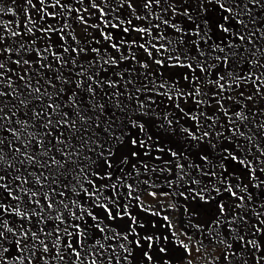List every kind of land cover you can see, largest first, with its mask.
Segmentation results:
<instances>
[{"label":"snow or ice","instance_id":"6c2138e0","mask_svg":"<svg viewBox=\"0 0 264 264\" xmlns=\"http://www.w3.org/2000/svg\"><path fill=\"white\" fill-rule=\"evenodd\" d=\"M150 173L212 205L210 264H264V0H0V264H172Z\"/></svg>","mask_w":264,"mask_h":264},{"label":"rangeland","instance_id":"374dc122","mask_svg":"<svg viewBox=\"0 0 264 264\" xmlns=\"http://www.w3.org/2000/svg\"><path fill=\"white\" fill-rule=\"evenodd\" d=\"M5 19L7 20V17ZM73 27L78 38H87V34L83 31V26L73 25ZM89 32L93 36L94 31L89 29ZM53 40H56V37ZM168 72L166 73V77L173 73H178L179 70L171 69ZM175 78H179L178 75ZM169 111L171 110L169 109ZM181 123L184 124L183 119H181ZM146 127L154 139H160V145L162 147H171L176 151H180L181 147H183L186 155L190 152L197 151L195 148L190 149L188 144L178 134L171 136L164 135L154 125H148ZM153 155H156V153H153ZM190 158L194 162H198L196 161L195 155H192ZM165 159H168V157L165 156ZM154 163L162 165V162L159 161ZM236 174L239 175V173ZM150 175L155 182L154 187H149L143 183L137 186V194L140 196L141 203L148 210L145 211L144 208L137 206L135 201H132L129 206V211L136 217L138 223L144 225L143 228L138 227L136 230L141 235L153 234L160 237L161 245L166 246L170 250L169 255L172 257V264H189V261L191 264H210L213 256H218L222 247L215 243L214 236H209L207 224L204 223L210 218L212 205L203 204L198 199L193 200L190 197L185 199L179 196L175 188L170 189L168 187L165 181L167 173H150ZM157 176H159V179H157ZM145 178L141 177V180ZM180 190H184L183 185L180 187ZM151 192H156V196L153 197L150 195ZM166 192H173L174 194L162 195V193ZM152 213H159V215H153ZM165 216L168 217V220L164 219ZM118 223L127 225L129 221L125 218V220L119 221ZM198 223L204 227L205 231L203 233L193 227V225ZM169 224H171V228ZM173 232L177 234L175 237L173 236ZM164 237H167V240H164ZM180 241L190 246L192 250L190 256H186L184 249L179 246ZM198 243H202L203 245L199 252H197Z\"/></svg>","mask_w":264,"mask_h":264},{"label":"bare ground","instance_id":"6f19581e","mask_svg":"<svg viewBox=\"0 0 264 264\" xmlns=\"http://www.w3.org/2000/svg\"><path fill=\"white\" fill-rule=\"evenodd\" d=\"M7 19H12V17H10V16H7ZM21 19H23L22 17H21ZM93 22H94V20H93ZM70 23H71V21H70ZM116 35H119L118 33L116 34ZM93 36L96 38V39H100V36H99V33L98 32H95L94 31V34H93ZM53 39H54V37H53ZM129 39H139V37L137 36V35H135V33H133L130 37H129ZM101 44H104V41L103 40H101ZM92 46H98V45H95V44H93ZM179 70V69H178ZM176 71H177V69H176ZM181 70H179V72H180ZM169 73V72H168ZM178 77H179V75H178ZM175 79H177V80H179L180 79V77L179 78H175ZM181 83H183V81H181ZM171 110V109H170ZM138 189V188H137Z\"/></svg>","mask_w":264,"mask_h":264}]
</instances>
